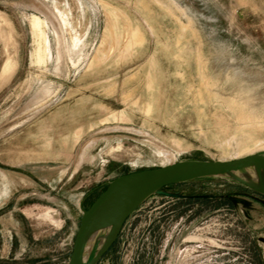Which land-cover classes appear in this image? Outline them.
Here are the masks:
<instances>
[{
    "label": "rangeland",
    "instance_id": "1",
    "mask_svg": "<svg viewBox=\"0 0 264 264\" xmlns=\"http://www.w3.org/2000/svg\"><path fill=\"white\" fill-rule=\"evenodd\" d=\"M253 154L264 0H0V264H68L83 212L120 176ZM96 264H264V195L225 177L163 188Z\"/></svg>",
    "mask_w": 264,
    "mask_h": 264
},
{
    "label": "water",
    "instance_id": "2",
    "mask_svg": "<svg viewBox=\"0 0 264 264\" xmlns=\"http://www.w3.org/2000/svg\"><path fill=\"white\" fill-rule=\"evenodd\" d=\"M248 166H259L264 170V156L253 154L228 162L184 161L162 168L127 174L112 180L83 212L68 264H81L83 246L89 232L119 215H123L122 224L125 216L132 209L161 189L196 179L222 177ZM114 239L115 237L101 251L96 261L107 251Z\"/></svg>",
    "mask_w": 264,
    "mask_h": 264
},
{
    "label": "bare ground",
    "instance_id": "3",
    "mask_svg": "<svg viewBox=\"0 0 264 264\" xmlns=\"http://www.w3.org/2000/svg\"><path fill=\"white\" fill-rule=\"evenodd\" d=\"M129 21H130V19H129ZM122 24H121V26H122ZM29 25H30L32 35L37 39V44H35L36 42H34V44L36 46L34 45L35 49L31 54V58L34 60V62L36 64H43L45 62L47 56L49 55V49H48V45H47L48 40H47V37H46V35L42 29L43 22L38 17L32 16L29 20ZM121 29L123 30V27ZM124 29L127 30L128 28H124ZM126 34H125V36H126ZM130 36H131V39L129 40V42L126 41L125 51L129 48V46L131 44L135 43V41L137 40V33L134 30L131 31ZM131 49H133V48H131ZM129 52H130V50H129ZM9 70H10V65H8V63H6L2 68V72H1L2 75L3 74L6 75L9 72ZM162 155L165 157H168V154L164 151H162ZM222 177L229 178L233 181L242 183V184L246 185L248 188L255 190V191L264 195V170L259 166L243 167V168H240V169L235 170L233 172H230V173H228ZM122 219H123V215H119V216L111 219L110 221L104 223L103 225L99 226L95 230L88 233V235L85 238V242H84V246H83L81 264H96V259H97L98 255L115 237V235L119 229V226L121 224Z\"/></svg>",
    "mask_w": 264,
    "mask_h": 264
}]
</instances>
